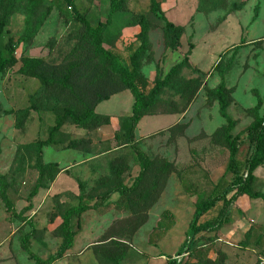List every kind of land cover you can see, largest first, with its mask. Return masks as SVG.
I'll return each mask as SVG.
<instances>
[{
  "label": "rangeland",
  "instance_id": "obj_1",
  "mask_svg": "<svg viewBox=\"0 0 264 264\" xmlns=\"http://www.w3.org/2000/svg\"><path fill=\"white\" fill-rule=\"evenodd\" d=\"M33 1L15 5L0 39L3 58L11 57L10 39L15 47V62L0 72V264H258L264 255V165L253 172L250 188L262 198L240 196L222 226L193 239L187 231L199 197L185 192L182 177L190 171L191 181L207 177L216 185L223 176L232 183L234 170L240 175L246 169L247 129L256 108L264 117V0ZM158 13L182 29L175 51ZM78 15L103 27V47L125 66L138 54L150 88L159 78L166 86L131 140L120 132L135 102L125 90L101 102L86 126L67 121L39 159L37 142L51 137L57 118L67 109L83 114L86 105L46 92L41 73L25 67L26 60L75 74L76 56L92 47L90 38L80 41ZM222 83L236 124L232 136L239 137L233 166L216 95ZM80 141L85 149L72 147ZM139 152L153 168L137 183ZM81 204L88 209L72 219L73 247L58 255L65 213ZM223 205L198 224L215 221Z\"/></svg>",
  "mask_w": 264,
  "mask_h": 264
},
{
  "label": "trees",
  "instance_id": "obj_2",
  "mask_svg": "<svg viewBox=\"0 0 264 264\" xmlns=\"http://www.w3.org/2000/svg\"><path fill=\"white\" fill-rule=\"evenodd\" d=\"M6 1L8 2L7 7H5ZM66 2H68V0H66ZM18 3L36 5L37 2H34L33 0H0V39L4 33V28L13 13L12 11ZM69 8H71V6H69ZM58 9H61V7H58ZM257 13L258 8L255 10L254 18H256ZM157 17L164 22L165 30L171 36V50L175 51L180 48L181 37L183 34L182 29L174 26L172 23H169L160 13H158ZM78 18L82 23L79 36L80 41L90 38L92 47L91 50H88L87 52L82 49L76 56L79 65H77L75 74H72L71 72H68L66 75L59 74L56 72L58 69L57 67H54L53 71L50 72L47 66L41 63L40 60H26L25 67L29 68L33 66L38 73H41L39 78L41 77L40 81L45 87L46 92L48 91L49 93L51 91L64 94L70 99L77 100L84 106L86 105V111L83 114H78L70 109H67L62 117L57 118L56 125L51 130V137L46 141L37 142L39 159L42 158L41 149L44 146L55 144L53 135L61 129L67 121L70 120L76 125L86 126L85 123L89 118H96L95 109L101 102L108 101L113 96L125 90L130 91L135 99V102L133 105V113L130 117L123 120L120 132L123 140H131L134 136V130L141 121L146 108L156 102L158 94L166 86V81L159 78L154 87L150 88L149 81L139 71L137 53L132 56V65L125 66L121 62L119 56L103 47V27L99 26L97 28H93L83 16L78 15ZM42 21L43 19L40 23H42ZM146 35V28H144L140 34L142 42L146 40ZM7 47L10 50L11 57L9 59H5L2 55H0V72H2L5 67L12 65L15 62V58L13 57L15 47L12 39H10ZM185 61H187V59H185ZM101 68H106V70L102 74H99ZM176 70L177 68H174L173 72ZM88 74L89 76H86ZM216 95L219 100L220 114L227 124L225 137L231 153L230 165L233 166L236 163L235 157L239 151V144H237L239 137L233 138L232 136V131L234 130L236 124L227 113L228 103L226 99V88L223 83L218 87ZM254 116V122L247 129L250 136L251 152L247 158L246 169L243 170L240 175L238 174V170L235 169L234 172L236 177L232 183H229L224 176L217 182L216 185H213L207 177H204V182L191 181L189 179L190 171L183 175L182 183L185 192L189 195L199 197L192 223L187 231V236L190 239H193L201 231L213 230L216 227L222 226L226 215L230 213L231 204L240 196L247 195L250 198H262L260 194H252L250 189L251 182L254 179L253 172L260 166L264 165V117L261 118L258 115L257 108L255 109ZM71 145L76 149L82 150L85 149L86 142H72ZM139 157L142 172L137 179V183L141 181L147 171L153 168L152 162L142 152H139ZM230 194H232L231 198L227 199ZM122 195V198L125 197L124 192H122ZM219 202H224V205L216 220L199 225V220L212 210ZM87 209L88 206L81 204L77 207L69 209L65 213L63 220L64 242L58 255H61L65 249L73 247L75 232L73 231L72 219L75 216L81 215ZM262 257H264V255ZM50 263L51 259L43 262V264ZM167 264L181 263L178 260L172 259L169 260ZM258 264H260L259 260Z\"/></svg>",
  "mask_w": 264,
  "mask_h": 264
},
{
  "label": "built area",
  "instance_id": "obj_3",
  "mask_svg": "<svg viewBox=\"0 0 264 264\" xmlns=\"http://www.w3.org/2000/svg\"><path fill=\"white\" fill-rule=\"evenodd\" d=\"M259 262H260V264H264V257H260Z\"/></svg>",
  "mask_w": 264,
  "mask_h": 264
}]
</instances>
